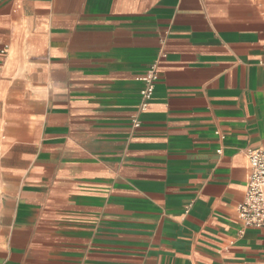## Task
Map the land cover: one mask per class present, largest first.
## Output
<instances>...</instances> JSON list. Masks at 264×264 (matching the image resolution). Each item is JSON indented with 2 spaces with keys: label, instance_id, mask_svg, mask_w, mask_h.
<instances>
[{
  "label": "crops",
  "instance_id": "crops-1",
  "mask_svg": "<svg viewBox=\"0 0 264 264\" xmlns=\"http://www.w3.org/2000/svg\"><path fill=\"white\" fill-rule=\"evenodd\" d=\"M249 148L264 0H0V264H264Z\"/></svg>",
  "mask_w": 264,
  "mask_h": 264
},
{
  "label": "built area",
  "instance_id": "built-area-1",
  "mask_svg": "<svg viewBox=\"0 0 264 264\" xmlns=\"http://www.w3.org/2000/svg\"><path fill=\"white\" fill-rule=\"evenodd\" d=\"M158 79L156 63H153L142 77L144 86L140 90L144 109L153 94ZM137 125V123H135ZM248 176L243 199L237 204V218L244 226H264V149L249 148L246 151Z\"/></svg>",
  "mask_w": 264,
  "mask_h": 264
}]
</instances>
